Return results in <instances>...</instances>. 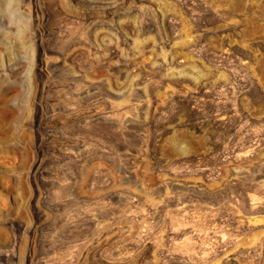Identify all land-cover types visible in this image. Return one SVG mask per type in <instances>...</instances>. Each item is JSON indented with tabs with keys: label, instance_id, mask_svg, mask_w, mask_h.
<instances>
[{
	"label": "rangeland",
	"instance_id": "1",
	"mask_svg": "<svg viewBox=\"0 0 264 264\" xmlns=\"http://www.w3.org/2000/svg\"><path fill=\"white\" fill-rule=\"evenodd\" d=\"M0 264H264V0H0Z\"/></svg>",
	"mask_w": 264,
	"mask_h": 264
}]
</instances>
